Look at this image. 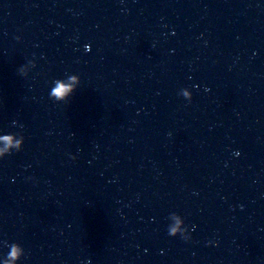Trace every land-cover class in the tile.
<instances>
[{
  "label": "water",
  "instance_id": "1",
  "mask_svg": "<svg viewBox=\"0 0 264 264\" xmlns=\"http://www.w3.org/2000/svg\"><path fill=\"white\" fill-rule=\"evenodd\" d=\"M4 134L0 264H264V0H0Z\"/></svg>",
  "mask_w": 264,
  "mask_h": 264
},
{
  "label": "clouds",
  "instance_id": "2",
  "mask_svg": "<svg viewBox=\"0 0 264 264\" xmlns=\"http://www.w3.org/2000/svg\"><path fill=\"white\" fill-rule=\"evenodd\" d=\"M20 38L17 37V40ZM36 64L34 61H29L28 65L22 66L19 68V75L27 78L29 76L30 70L35 68ZM81 85V80L76 75H68L67 79H57L53 81V86L50 90V98L58 103H68L71 98L76 94ZM181 95L187 100H192V93L188 90H182ZM15 124V122H14ZM23 127V126H21ZM20 139H17V134H4L0 135V144L3 147H0V160L5 159L6 157L13 154V152H21L25 145V138L22 134ZM73 159H75L73 157ZM178 214H171L170 218H179ZM168 234L171 237H182L186 241L190 239L188 235V229L186 228L185 222L183 220V228L172 227L171 225L168 228ZM5 247L9 248L10 251L7 253L6 257L3 260V264H20V261L25 257L26 253L23 247L18 243L9 244L5 241Z\"/></svg>",
  "mask_w": 264,
  "mask_h": 264
}]
</instances>
